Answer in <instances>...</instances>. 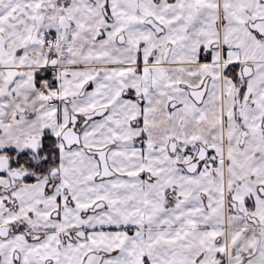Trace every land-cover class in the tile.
Returning a JSON list of instances; mask_svg holds the SVG:
<instances>
[{"label": "snow or ice", "instance_id": "obj_1", "mask_svg": "<svg viewBox=\"0 0 264 264\" xmlns=\"http://www.w3.org/2000/svg\"><path fill=\"white\" fill-rule=\"evenodd\" d=\"M0 264H264V0H0Z\"/></svg>", "mask_w": 264, "mask_h": 264}]
</instances>
